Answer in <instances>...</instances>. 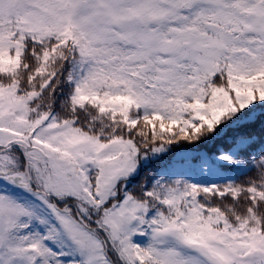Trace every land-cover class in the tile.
Wrapping results in <instances>:
<instances>
[{"label":"snow or ice","instance_id":"obj_1","mask_svg":"<svg viewBox=\"0 0 264 264\" xmlns=\"http://www.w3.org/2000/svg\"><path fill=\"white\" fill-rule=\"evenodd\" d=\"M0 264H264V0H0Z\"/></svg>","mask_w":264,"mask_h":264}]
</instances>
